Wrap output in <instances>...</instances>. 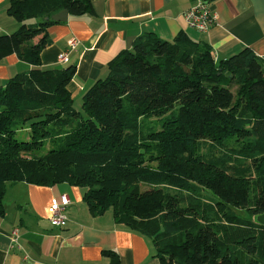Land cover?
<instances>
[{"label":"trees","instance_id":"obj_1","mask_svg":"<svg viewBox=\"0 0 264 264\" xmlns=\"http://www.w3.org/2000/svg\"><path fill=\"white\" fill-rule=\"evenodd\" d=\"M62 9L94 12L91 0H8L19 25L0 34V61L30 68L0 84V215L6 182H66L85 189L90 215L111 209L147 238L159 264H264V56L216 60L186 31L147 32L82 94V116L67 87L75 66H41ZM151 117L160 128L144 132Z\"/></svg>","mask_w":264,"mask_h":264},{"label":"crops","instance_id":"obj_2","mask_svg":"<svg viewBox=\"0 0 264 264\" xmlns=\"http://www.w3.org/2000/svg\"><path fill=\"white\" fill-rule=\"evenodd\" d=\"M216 20L206 32L190 28L183 12L194 0H91L94 12L70 16L47 29L51 44L40 54L43 67L75 66L68 83L74 98L97 80L107 76L108 62L131 48L138 36L152 32L171 40L180 30L193 39L207 42L216 60L227 58L244 47L264 56V0H206ZM8 0H0V34L18 28L6 12ZM78 40L75 50L61 62L67 41ZM30 65L10 54L0 61V84ZM4 214L0 215V264H109L103 252L117 255L120 264H159L150 241L114 221L112 210L90 215L82 199L83 188L62 182L41 186L25 182L6 184ZM15 189H21L16 193ZM70 198L67 225L51 226L45 209L53 197ZM16 230V239L11 233Z\"/></svg>","mask_w":264,"mask_h":264},{"label":"built area","instance_id":"obj_3","mask_svg":"<svg viewBox=\"0 0 264 264\" xmlns=\"http://www.w3.org/2000/svg\"><path fill=\"white\" fill-rule=\"evenodd\" d=\"M183 18L190 28L198 32H206L214 24L216 15L210 9L206 0H194V4L183 12ZM77 44L78 40L71 37L67 41V50L59 54V60L61 62L66 61L68 53L75 50ZM70 202L69 196L65 193L50 200L46 206L45 214L51 226L63 228L67 225L66 210ZM11 237L13 240L16 239V230L11 233Z\"/></svg>","mask_w":264,"mask_h":264},{"label":"rangeland","instance_id":"obj_4","mask_svg":"<svg viewBox=\"0 0 264 264\" xmlns=\"http://www.w3.org/2000/svg\"><path fill=\"white\" fill-rule=\"evenodd\" d=\"M81 103H82V99L81 97H76L74 98V101H73V108L76 110V111H79L81 112V115L82 116H85V113L82 111V108H81ZM140 124H141V129L144 131V132H147L151 129V127H155V128H160V121H159V117H151V118H141L140 120ZM16 138H18L19 140H28L29 139V128L28 127H25V128H19L17 131H16V134H15ZM48 142V140L46 141V143ZM50 147V142H48L46 145H44V148L43 149H46ZM47 150V149H46ZM12 183H16V182H6V184H12ZM18 183V182H17ZM7 187V185H6ZM14 188V187H13ZM15 190V192L18 194V193H21V189H13ZM85 190V189H83Z\"/></svg>","mask_w":264,"mask_h":264},{"label":"water","instance_id":"obj_5","mask_svg":"<svg viewBox=\"0 0 264 264\" xmlns=\"http://www.w3.org/2000/svg\"><path fill=\"white\" fill-rule=\"evenodd\" d=\"M68 11L66 9H62L57 13L53 14L51 18L55 21L65 22L68 17ZM257 222L264 224V213L257 215Z\"/></svg>","mask_w":264,"mask_h":264}]
</instances>
